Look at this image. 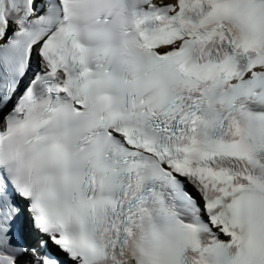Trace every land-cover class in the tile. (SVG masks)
Segmentation results:
<instances>
[{"label": "snow or ice", "instance_id": "6c2138e0", "mask_svg": "<svg viewBox=\"0 0 264 264\" xmlns=\"http://www.w3.org/2000/svg\"><path fill=\"white\" fill-rule=\"evenodd\" d=\"M0 264H264V0H0Z\"/></svg>", "mask_w": 264, "mask_h": 264}]
</instances>
